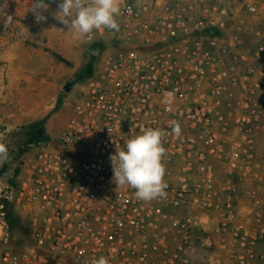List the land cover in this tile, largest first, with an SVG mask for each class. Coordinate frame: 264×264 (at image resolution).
I'll return each mask as SVG.
<instances>
[{"label":"built area","instance_id":"2783aa9c","mask_svg":"<svg viewBox=\"0 0 264 264\" xmlns=\"http://www.w3.org/2000/svg\"><path fill=\"white\" fill-rule=\"evenodd\" d=\"M118 22L53 142L22 160L9 201L31 243L1 220L0 264L263 261L264 0L124 3ZM142 128L168 133L167 196L148 202L110 160Z\"/></svg>","mask_w":264,"mask_h":264},{"label":"rangeland","instance_id":"374dc122","mask_svg":"<svg viewBox=\"0 0 264 264\" xmlns=\"http://www.w3.org/2000/svg\"><path fill=\"white\" fill-rule=\"evenodd\" d=\"M151 1L119 0V5L139 6ZM35 3L36 0H0V143L8 149L7 161L0 164V221L4 222L5 208L12 211L9 195L22 160L44 139L42 132L55 137L62 128L53 122L52 129H48L47 123L75 91L74 84L65 92L64 84L70 80L82 82L86 70L97 64L99 55L118 45L115 30L103 29L100 34L95 31L98 34L94 39L74 37L70 18L69 24L64 25L56 17L58 3L40 9L47 19L37 23L31 10ZM8 16L12 17L11 22ZM116 19L119 23V16ZM74 41L83 43L80 52ZM87 47L96 48L98 56L88 52ZM41 121L44 125L38 124ZM257 146L264 153V116ZM196 264L234 263L222 260ZM257 264H264V260Z\"/></svg>","mask_w":264,"mask_h":264},{"label":"clouds","instance_id":"9594fccd","mask_svg":"<svg viewBox=\"0 0 264 264\" xmlns=\"http://www.w3.org/2000/svg\"><path fill=\"white\" fill-rule=\"evenodd\" d=\"M44 8L41 0H37L31 9L37 23L47 19L39 11ZM120 12L119 0H60L56 17L64 25L69 24L70 18V30L79 39L103 29L118 31L116 17ZM11 19V16L7 17L8 22ZM170 126L172 134L179 137L180 124L173 122ZM167 134L160 128H142L140 134L130 136L125 147L110 157L114 182L118 187L134 189L137 200L148 202L167 196L168 185L164 179L166 149L162 143ZM7 159L8 149L5 144L0 143V164ZM93 264H109V261L101 256Z\"/></svg>","mask_w":264,"mask_h":264},{"label":"trees","instance_id":"16d2710c","mask_svg":"<svg viewBox=\"0 0 264 264\" xmlns=\"http://www.w3.org/2000/svg\"><path fill=\"white\" fill-rule=\"evenodd\" d=\"M86 50L88 52H90L91 54H93L94 56H98V54L96 52V48L87 47ZM94 68L92 70L88 68L86 70L87 72L85 71L86 72L85 73V75H86L85 79H87L89 76L92 75ZM67 83L70 86L77 84V83L73 82L72 80L68 81ZM38 124L44 125V121H41ZM40 134H41V131H38L39 136H40ZM42 134L44 136V139L38 143L37 147L53 142V138L51 137V135H47L46 133H43V132H42ZM38 135H36V136H38ZM33 136H34V134H33ZM31 138H32V136H31ZM14 183H15V181H14ZM14 183L12 185H14ZM11 210L12 211H10V209L6 207L5 210L3 211L5 222H6L5 223L6 224L5 241L8 244L13 245L15 248H20V247L29 245L31 243V238L29 235L27 224L19 218V216L13 211L12 207H11Z\"/></svg>","mask_w":264,"mask_h":264},{"label":"crops","instance_id":"0c3cea01","mask_svg":"<svg viewBox=\"0 0 264 264\" xmlns=\"http://www.w3.org/2000/svg\"><path fill=\"white\" fill-rule=\"evenodd\" d=\"M37 3V0H36ZM41 3L43 4V6L45 7H49L50 5L56 4V3H60V0H41ZM75 44V48L77 49V52H80V50L82 49V42L81 41H74ZM85 44V43H84ZM78 62V60L76 61V63ZM79 63V62H78ZM70 113V107L67 104H64V107H62L58 112H56V114L53 116L54 119H49L48 123H47V128H51L50 126L51 124H53V122H55L57 125H59L60 127H63V125L65 124V121L68 117Z\"/></svg>","mask_w":264,"mask_h":264},{"label":"water","instance_id":"95a60500","mask_svg":"<svg viewBox=\"0 0 264 264\" xmlns=\"http://www.w3.org/2000/svg\"><path fill=\"white\" fill-rule=\"evenodd\" d=\"M63 87H64V91L68 92L71 86L68 83H65Z\"/></svg>","mask_w":264,"mask_h":264}]
</instances>
